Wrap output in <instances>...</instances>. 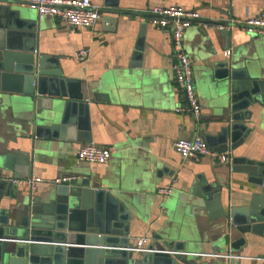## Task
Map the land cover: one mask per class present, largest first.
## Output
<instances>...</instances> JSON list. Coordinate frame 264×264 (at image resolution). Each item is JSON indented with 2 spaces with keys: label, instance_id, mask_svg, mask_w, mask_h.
<instances>
[{
  "label": "crops",
  "instance_id": "0c3cea01",
  "mask_svg": "<svg viewBox=\"0 0 264 264\" xmlns=\"http://www.w3.org/2000/svg\"><path fill=\"white\" fill-rule=\"evenodd\" d=\"M103 14L90 27L68 26L57 15L37 19V51L53 56L66 76L82 78L104 97L89 101L91 142L112 150L105 162L79 160L77 149L84 141L65 137H40L28 119L24 95L0 89V151L10 148L34 154L28 175L43 178L34 195L44 193L52 180L63 174L94 175L96 185L126 199L131 210L130 237L148 235L149 242L175 234L188 237L192 250L211 264H261L264 246L247 241L238 251L223 250L221 237L227 228L223 219L195 202L190 192L194 180L215 182L225 208L250 201L257 191L248 173L236 167V155L264 160V105L255 103L245 123L250 131L235 148L214 155L184 157L174 147L176 139L196 134H216L223 120L212 106L211 91L220 88L214 63L228 59L236 67H247L264 78V35L243 26L220 27L232 17L258 14L264 0H92ZM182 4L196 8L201 18L184 35V46L193 62L194 82L202 102L197 119L191 112L177 110L185 103L172 67L174 45L170 29L151 23L149 9L155 5ZM28 36H20L25 45ZM142 50H138V45ZM86 48L84 59L76 52ZM231 52L225 55L224 51ZM136 56V57H135ZM77 138V137H76ZM88 142V141H87ZM175 179L170 194L158 192ZM20 183V182H18ZM22 192L29 191L21 183ZM20 191V190H19ZM30 192V191H29ZM17 199L2 197V205ZM254 238L263 241L262 236ZM231 256L234 257V261Z\"/></svg>",
  "mask_w": 264,
  "mask_h": 264
},
{
  "label": "water",
  "instance_id": "95a60500",
  "mask_svg": "<svg viewBox=\"0 0 264 264\" xmlns=\"http://www.w3.org/2000/svg\"><path fill=\"white\" fill-rule=\"evenodd\" d=\"M26 4L0 0V89L24 95L37 136L65 137L79 129L77 138H70L91 142L89 101L104 93L82 78L66 76L55 57L37 51V19ZM23 35L28 36L25 45L20 42ZM213 72L220 88L210 97L219 110L216 119L223 123L216 134H206V140L227 151L250 131L245 119L251 116V106L264 105V78L228 59L216 61ZM33 157L18 149L0 151V264H211L192 250L188 237L177 234L149 242L148 250L131 249L127 201L96 185L100 180L94 175L53 183L38 195L22 192L16 179L26 176ZM231 160L257 189L248 203L225 208L217 184L202 179L194 180L190 192L211 218L227 222L221 249L238 251L247 241L264 246V240L254 238H264V160L240 155ZM3 196L17 201L2 205Z\"/></svg>",
  "mask_w": 264,
  "mask_h": 264
},
{
  "label": "built area",
  "instance_id": "2783aa9c",
  "mask_svg": "<svg viewBox=\"0 0 264 264\" xmlns=\"http://www.w3.org/2000/svg\"><path fill=\"white\" fill-rule=\"evenodd\" d=\"M30 7L36 9L40 15H57L68 26L95 25L103 14L100 4L92 0H22ZM149 21L153 24L170 29L174 45L173 70L175 79L180 89L185 94V103L179 104L176 109L191 112L197 119L202 114V102L197 94L194 82L193 62L184 46V35L186 29L195 21L201 18V13L196 8H190L182 4L161 5L155 4L149 10ZM243 26L248 32H256L264 35V8L258 14H247L245 17H232L227 24H220V27L234 28ZM231 50L224 51L225 55ZM88 53L86 48L77 50L76 55L84 59ZM174 147L184 157L194 155H214L217 152L207 142L205 137L198 133L193 138L181 137L175 140ZM112 154V150L95 142H85L77 149L79 160L89 162H105ZM78 174L59 175L53 182H68L78 178ZM17 182L27 185L33 196L39 182L43 178L38 175H28L24 178L16 179ZM175 179L169 183L159 186L158 192L162 195L170 194L174 188ZM148 235H141L136 238L130 246L135 251L148 250Z\"/></svg>",
  "mask_w": 264,
  "mask_h": 264
}]
</instances>
